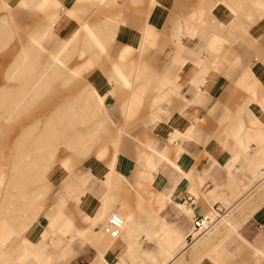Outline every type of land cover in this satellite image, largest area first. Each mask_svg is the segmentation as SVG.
Listing matches in <instances>:
<instances>
[{
	"label": "crops",
	"instance_id": "obj_1",
	"mask_svg": "<svg viewBox=\"0 0 264 264\" xmlns=\"http://www.w3.org/2000/svg\"><path fill=\"white\" fill-rule=\"evenodd\" d=\"M6 2L7 29L78 73L105 121L87 115L102 144L85 157L55 165V152L40 210L0 264H264V0ZM68 69L52 85L78 96ZM213 206L226 217L184 247Z\"/></svg>",
	"mask_w": 264,
	"mask_h": 264
},
{
	"label": "rangeland",
	"instance_id": "obj_2",
	"mask_svg": "<svg viewBox=\"0 0 264 264\" xmlns=\"http://www.w3.org/2000/svg\"><path fill=\"white\" fill-rule=\"evenodd\" d=\"M5 8L0 5V28L3 27L0 30V88L6 86L3 92L5 98L0 102V228L14 224L16 233L27 228L36 218V215H32L40 210V199L48 188L46 174L39 172V169H30L31 163H47L48 168H53L64 156L85 157L78 150L85 152L95 144L96 147L102 144V139L95 142L100 138L101 128L85 126L87 115L90 114L95 121L105 120L101 113V96L90 89V96L87 97L86 83L80 80L79 74L72 75V70L66 66L58 68L52 62L44 64L37 61L41 50L31 40L32 47L29 46L25 35L28 31L23 32L20 25H16L17 35H14L13 30L7 29L5 15L1 14ZM23 49L29 51L31 58L27 74L24 78L9 81L8 75L19 61ZM65 69H68L67 80L78 77L76 81L72 80L75 84L72 90H78V96L69 93V86L64 87L65 80L62 87L52 85L56 72H64ZM74 103H78V107H74L79 109L70 110ZM60 104L62 108L51 109ZM7 115L10 116L5 119ZM57 150L58 159L54 165ZM21 171L23 174L19 175ZM34 191L42 194L38 205V200L34 202L32 198ZM21 193L26 196L23 200L18 196ZM50 193L51 190L46 198ZM10 194L17 195L13 198ZM2 208L11 209V213H2ZM8 237L5 235L0 239V247Z\"/></svg>",
	"mask_w": 264,
	"mask_h": 264
},
{
	"label": "bare ground",
	"instance_id": "obj_3",
	"mask_svg": "<svg viewBox=\"0 0 264 264\" xmlns=\"http://www.w3.org/2000/svg\"><path fill=\"white\" fill-rule=\"evenodd\" d=\"M0 5H2V6H4V7H7V2H6V0H0ZM3 29V27H1L0 28V30H2ZM50 33V32H49ZM49 35V34H48ZM50 36H51V34H50ZM42 37V36H41ZM41 37H40V39H41ZM31 42H32V44L37 48V49H39V50H41V51H43V48H42V46L40 45V40H39V38L37 37V36H32L31 37ZM44 44H46V43H44ZM47 46V45H46ZM47 47H49V46H47ZM46 47V48H47ZM47 50V49H46ZM55 51V50H54ZM58 51V50H57ZM45 52V51H44ZM57 53V52H56ZM58 58H59V56H58ZM50 60H52L51 62H52V65H54L55 67H58V68H64L65 67V64H63V63H61L60 61L59 62H55V60H56V58L55 57H51V59ZM54 60V61H53ZM57 61H58V59H57ZM30 62H31V58H30V55H29V51H25L24 49L21 51V56H20V59H19V61L16 63V65H15V67L13 68V70L11 71V73L8 75V80L10 81V80H15V79H21V78H24L25 77V75L27 74V70L29 69V64H30ZM71 74L72 75H74V76H77L78 75V73H76V72H74V71H71ZM6 89V86H2L1 88H0V102H3V100H4V96H3V92H4V90ZM9 116L10 115H7V116H5V119H8L9 118ZM76 117H73V119H75ZM51 152V151H50ZM49 165V164H48ZM51 165V164H50ZM31 166H32V168H30V169H39V172H42V173H44V174H46L47 173V171H48V167H47V163L46 164H44V165H42V164H39V163H37V162H32L31 163ZM23 174V172L21 171L20 173H19V175H22ZM20 181H22V179H20ZM15 190L17 189V187H13ZM19 189H20V187H19ZM37 191V190H36ZM36 191H34L35 193H33L32 194V198H33V201L35 202V201H37L38 200V203L36 204V205H38L39 204V199L42 197V194L41 193H38V192H36ZM17 194H10V196L11 197H15ZM18 196H19V198L20 199H24L26 196H25V194H18ZM41 200V199H40ZM190 204V203H189ZM34 207V206H33ZM35 209V208H34ZM2 211V213H11V209H9V208H2L1 209ZM33 211V210H32ZM38 212V211H37ZM31 214V213H30ZM35 215H37V213H35L34 215H32V216H35ZM226 216L224 215V216H222L221 217V219L220 220H222V219H224ZM219 220V221H220ZM1 229V228H0ZM14 229H15V226H14V224H12V225H9V224H6L5 226H3V228L0 230V239L1 238H3L5 235L7 236H11L12 234H14ZM211 231V230H210ZM209 232V231H208ZM208 232H206V233H208ZM205 233V234H206ZM196 232L194 231V228H192V230H191V233L189 234V236H193L194 238L195 237H197L196 236ZM204 235V234H203ZM198 238H195L192 242H187L186 240H185V246L184 247H187L188 245H192L196 240H197ZM28 244V243H27ZM29 246H31V242H30V244H29ZM24 247V246H23ZM3 248L4 247H0V252H2L3 251ZM28 250V249H27ZM27 254V253H26ZM29 255V254H28ZM27 255V256H28ZM26 255L23 257V258H25V257H27ZM26 259V258H25ZM22 260V259H21ZM23 261H24V259H23ZM2 263V262H1Z\"/></svg>",
	"mask_w": 264,
	"mask_h": 264
},
{
	"label": "built area",
	"instance_id": "obj_4",
	"mask_svg": "<svg viewBox=\"0 0 264 264\" xmlns=\"http://www.w3.org/2000/svg\"><path fill=\"white\" fill-rule=\"evenodd\" d=\"M190 203H193V198L189 196ZM228 209L223 206H213L209 212L199 216L193 220V228L197 233L195 238H199L206 232L212 230L217 222L227 213ZM124 225L123 217L118 213H112L104 226L105 231L111 238H116L121 234ZM193 236H189V243L195 239Z\"/></svg>",
	"mask_w": 264,
	"mask_h": 264
}]
</instances>
